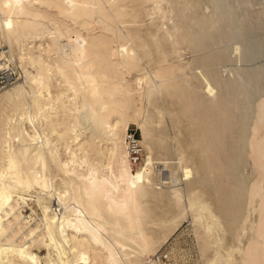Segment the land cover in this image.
I'll list each match as a JSON object with an SVG mask.
<instances>
[{"label": "bare ground", "instance_id": "6f19581e", "mask_svg": "<svg viewBox=\"0 0 264 264\" xmlns=\"http://www.w3.org/2000/svg\"><path fill=\"white\" fill-rule=\"evenodd\" d=\"M1 77L0 264H158L168 214L264 264V0H0Z\"/></svg>", "mask_w": 264, "mask_h": 264}, {"label": "rangeland", "instance_id": "374dc122", "mask_svg": "<svg viewBox=\"0 0 264 264\" xmlns=\"http://www.w3.org/2000/svg\"><path fill=\"white\" fill-rule=\"evenodd\" d=\"M147 20L148 19L145 18V22ZM185 54L184 57L188 58L190 57L191 52H188L186 55ZM10 76L11 78L6 83H11L15 81L19 76L18 71L15 69V72H13V74ZM3 83L5 82H2V84ZM183 120H184L183 123L185 125L182 128V130L183 132L186 131L184 133V136L187 135L186 133L188 130L189 131L192 130L193 134H196L198 132V128H199L198 125H195V123L190 122L192 121V119H188L186 115H183ZM135 128H136L135 125H131L128 131L134 132L135 135L139 138L140 137L139 129L137 128L135 129ZM143 154H144V149L141 156L142 158H143ZM195 156L197 157V153L195 154ZM142 158L137 162H132V164L138 165L142 161ZM245 164L247 165H245L243 172L244 173L247 172L245 173V175L246 176L248 175L247 178L249 177L248 179L250 180L253 175L250 173L252 172L251 160L249 158L246 159L245 157ZM219 182L224 184L220 185L219 183L216 182L215 188L217 189L213 188L214 186L212 185L211 182L209 183V181L205 182V187H204L206 192L204 194V198L210 200V202H213V204L215 205L218 200V197L227 194L231 190L229 184H225L224 179H222V177H219ZM36 194L43 195L45 193H43L42 190L39 191L35 189L24 191L23 193L24 202L23 201L20 202L22 204V208H21L22 214L26 215L30 213L32 217L31 223L33 225L36 224V222L39 221L40 217L42 218L43 216L41 206L35 196ZM213 208L215 209L216 207L214 206ZM163 221L164 222L162 227L167 228L165 239H163L161 245L159 246L158 252L155 255H151V257H153L154 259V257L156 256H160V257L162 256V264H203L199 243H197L198 240L192 230V226L189 223H187L188 221L186 214H183L181 215V217H177L175 219L172 218L171 214H168L164 217ZM229 232L230 231L226 232V237L228 239L231 236L230 235L231 232L230 233ZM43 253L44 250L42 249L39 250L40 256H42ZM151 262L152 261H150V263ZM42 264H45L43 259H42Z\"/></svg>", "mask_w": 264, "mask_h": 264}, {"label": "built area", "instance_id": "2783aa9c", "mask_svg": "<svg viewBox=\"0 0 264 264\" xmlns=\"http://www.w3.org/2000/svg\"><path fill=\"white\" fill-rule=\"evenodd\" d=\"M3 80L4 78L1 77L0 81H3ZM126 140H127V150H128L129 158L131 162H137L138 160L142 158L141 156L143 153V147L141 143L139 142V138L135 135L134 132L127 131ZM151 261L152 262L157 261L158 264H162V256L161 257L156 256L154 257V259L152 258Z\"/></svg>", "mask_w": 264, "mask_h": 264}]
</instances>
